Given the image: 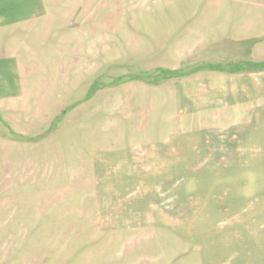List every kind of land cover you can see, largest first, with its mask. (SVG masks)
Returning a JSON list of instances; mask_svg holds the SVG:
<instances>
[{"label":"rangeland","instance_id":"1","mask_svg":"<svg viewBox=\"0 0 264 264\" xmlns=\"http://www.w3.org/2000/svg\"><path fill=\"white\" fill-rule=\"evenodd\" d=\"M0 264H264V0H0Z\"/></svg>","mask_w":264,"mask_h":264}]
</instances>
